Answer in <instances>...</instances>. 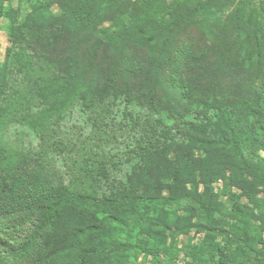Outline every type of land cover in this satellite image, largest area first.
<instances>
[{"label": "trees", "instance_id": "obj_1", "mask_svg": "<svg viewBox=\"0 0 264 264\" xmlns=\"http://www.w3.org/2000/svg\"><path fill=\"white\" fill-rule=\"evenodd\" d=\"M10 2L0 0V14L13 20L7 30L10 46L0 64V264H126L139 254L152 256L157 264H219L221 256V264H264V221L253 224L245 206H233L228 199L232 207L221 206L215 223L216 198L208 184L204 202L184 191L188 182L183 170L188 165L179 149L207 153L205 161L226 169L232 183L236 172L263 171L251 118L228 100L183 98L192 108L181 130L167 111L155 112L153 102L137 104L125 79L130 69L127 53L141 49L149 39L161 49L152 53L154 67L161 69L171 61L180 22L165 17L190 9L196 0H138L136 12L130 0H51L48 6L58 4L74 18L55 27L27 20L33 15L18 23V10L15 14ZM98 9L114 14L108 27L98 22ZM251 16L264 29V11L255 9ZM189 17L184 13L181 20ZM80 31L88 33L83 42L74 40ZM55 33L64 46H52L56 60L51 63L59 71L47 73L38 65L33 44L41 34ZM65 33L71 38L65 39ZM90 33L100 38L96 45L86 46ZM98 52L106 62L103 78L95 62ZM225 53L229 57L231 50ZM65 115L70 127L60 136ZM139 119L140 140L152 145L138 164L117 167L123 156L131 157L122 154L120 139H136ZM74 129L77 135L71 134ZM25 131L36 147L25 148ZM149 187L153 195L144 193ZM231 188L224 186L221 195L227 197ZM166 190L176 195V208L195 219L189 228L203 234L216 225L225 235L222 244L205 236L182 250L183 256L177 246L140 238L119 217L131 209L173 206L172 199L161 194ZM143 223L170 230L162 219L147 218ZM116 229L124 234L113 236Z\"/></svg>", "mask_w": 264, "mask_h": 264}, {"label": "rangeland", "instance_id": "obj_2", "mask_svg": "<svg viewBox=\"0 0 264 264\" xmlns=\"http://www.w3.org/2000/svg\"><path fill=\"white\" fill-rule=\"evenodd\" d=\"M48 1L51 0H11L10 4L13 10H18V14L14 10L18 23L30 15L33 17L27 20L36 19L42 26L49 22L53 27L62 24V22H74V18L64 14L58 4L48 6ZM60 1L65 2V0ZM137 1L130 0L133 12H136L134 2ZM127 8L128 5H125V9ZM149 8L152 11L156 9L150 4ZM255 9L264 11V0H196L194 5H190V9L182 12L175 10L165 17L169 18L168 20L171 22H180V29L172 42L175 52L171 61L161 69L155 68L152 63V53H159L161 49L156 46L155 40L149 39L141 49L127 53L130 69L125 79L129 84L130 96L137 104L149 105L153 102L155 112L167 111L168 118L172 119L173 124L181 130L184 128V122L188 119L186 114L192 108L191 104L185 102L183 98L201 99L214 103L228 100L235 103L244 116L251 118V129H253L257 142L256 153L264 165V29H259L257 27L258 20L251 16V12ZM184 13H188L190 17L183 21L181 16ZM5 14H0V64L5 51L10 46L7 30L10 21H13L8 19ZM98 14L100 25L108 27L114 14L108 12L107 9L106 13H101V10L98 9ZM202 22L209 25L207 29L202 27ZM80 32L75 34L76 39L74 40L83 42L84 36L88 33ZM47 35L41 34V39L34 42L33 48L37 53L38 65L43 66L45 72L52 73L59 71V67L57 69L51 63L56 60L52 46L54 48L64 46L62 44L64 39L56 33L51 36ZM70 38L71 34L65 33V39ZM99 38L90 33L86 46L96 45ZM236 41H238L237 45ZM52 43L54 44L52 45ZM71 44L73 43H69L68 46ZM228 49L231 50L229 57L225 55ZM46 56H49V60L45 58ZM103 60H105L103 54L98 52L95 62L99 65L101 78H103L106 69V62ZM81 66H84V62ZM151 116L154 126H157L156 117ZM135 123H137L136 133H134L136 139H120L124 145L122 154H128L131 157L126 159L123 156L120 163H116L117 167L138 164L139 160L140 162L143 160V151L152 145L148 143L150 141L142 142L140 140L142 120H136ZM69 127L70 121L69 115H67L61 121L57 134L62 136ZM25 132L26 136L23 139V142L27 141L24 143L25 148L30 145L36 147L33 136L28 131ZM77 132L79 131L71 130V134L77 135ZM11 139L13 140V136ZM155 140H157V136H155ZM77 144L80 145V143ZM179 149L182 150L180 156L188 165V168L183 170L186 182H188L184 191L204 202L206 191H208L204 187L208 184L207 187L213 190V195L216 198L215 223L217 218H220L218 213L220 207L227 205L226 200L228 199L232 201L233 206H245L248 214L252 217L253 224L264 221V169L243 174L236 172L235 182L232 183L227 180L229 173L226 169L210 165L209 161H205L208 157L207 153L183 147ZM47 153L51 156L50 151ZM135 153L141 156L136 157ZM154 156L152 160L156 161L157 153H154ZM174 156L175 153L170 155L171 160L175 158ZM133 157L135 159H132ZM233 164L238 165L236 162ZM58 165L56 162L54 168L58 169ZM50 175L59 178L60 173L58 175L50 173ZM230 185L232 187L230 194L227 197L222 196L220 192L223 187ZM151 190L150 187L149 189L144 188V193L153 195L154 192L151 193ZM161 194L170 197L172 204L174 203L176 195L169 194L167 190L162 191ZM227 206L232 207L231 205ZM120 216L123 217L126 224L134 227L140 238H145L149 243L159 242L177 246L181 250L180 255H183L182 250L195 245L197 240L202 237L209 236L216 244H222L225 238L216 225H209L211 232L203 234L189 228V224L194 223L195 219L190 213L176 208L174 204L164 208L156 207L152 210L131 209L122 215L119 214ZM147 218L164 220L170 230L159 231L148 228L143 223ZM98 220H101V216H98ZM112 234L117 236L124 233L116 229ZM218 260L221 264L220 260H223V257H219ZM126 264L157 263L152 256L139 254Z\"/></svg>", "mask_w": 264, "mask_h": 264}]
</instances>
